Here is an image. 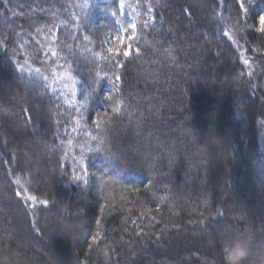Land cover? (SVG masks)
<instances>
[{
  "label": "trees",
  "instance_id": "1",
  "mask_svg": "<svg viewBox=\"0 0 264 264\" xmlns=\"http://www.w3.org/2000/svg\"><path fill=\"white\" fill-rule=\"evenodd\" d=\"M262 16L264 0H0V257L225 264L241 239L264 264ZM131 22L136 51H110Z\"/></svg>",
  "mask_w": 264,
  "mask_h": 264
},
{
  "label": "rangeland",
  "instance_id": "2",
  "mask_svg": "<svg viewBox=\"0 0 264 264\" xmlns=\"http://www.w3.org/2000/svg\"><path fill=\"white\" fill-rule=\"evenodd\" d=\"M119 10L120 14L123 18L129 17L125 5L122 1L119 2ZM129 20H132L129 17ZM264 26V25H263ZM112 29V27H110ZM136 36V27L133 22H131L128 29H124L121 25H118L115 30H109L104 37V43L106 44L107 48L111 51H122L124 54L128 53L130 55L134 51H136L133 40ZM263 137H262V154L260 157V171L262 174L264 173V130H263Z\"/></svg>",
  "mask_w": 264,
  "mask_h": 264
},
{
  "label": "clouds",
  "instance_id": "3",
  "mask_svg": "<svg viewBox=\"0 0 264 264\" xmlns=\"http://www.w3.org/2000/svg\"><path fill=\"white\" fill-rule=\"evenodd\" d=\"M237 244L240 245V248L243 250V255H240L236 259H231L228 255L230 250H233L236 248ZM221 252L225 260V264H246L249 258V250L248 248H245L243 240L241 239H236L233 242L227 244V245H222L221 246ZM0 264H10L9 258L7 256L0 257Z\"/></svg>",
  "mask_w": 264,
  "mask_h": 264
},
{
  "label": "snow or ice",
  "instance_id": "4",
  "mask_svg": "<svg viewBox=\"0 0 264 264\" xmlns=\"http://www.w3.org/2000/svg\"><path fill=\"white\" fill-rule=\"evenodd\" d=\"M240 7L243 8L244 4L241 2ZM261 20L264 21V16L261 17ZM111 51V50H110ZM128 53H125V55H127Z\"/></svg>",
  "mask_w": 264,
  "mask_h": 264
}]
</instances>
